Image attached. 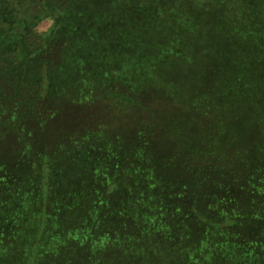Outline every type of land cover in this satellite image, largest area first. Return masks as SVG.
Segmentation results:
<instances>
[{
    "label": "rangeland",
    "instance_id": "374dc122",
    "mask_svg": "<svg viewBox=\"0 0 264 264\" xmlns=\"http://www.w3.org/2000/svg\"><path fill=\"white\" fill-rule=\"evenodd\" d=\"M71 1L7 25L0 264H264V0Z\"/></svg>",
    "mask_w": 264,
    "mask_h": 264
},
{
    "label": "trees",
    "instance_id": "16d2710c",
    "mask_svg": "<svg viewBox=\"0 0 264 264\" xmlns=\"http://www.w3.org/2000/svg\"><path fill=\"white\" fill-rule=\"evenodd\" d=\"M210 1H212V0H206V1H203L202 3L205 4V6H208ZM159 2H161V1H159ZM167 2L169 3V5H172V7L169 8V12L171 13L174 11L173 15H175V16L177 15L175 17L176 21H177V18L179 17L180 14L181 15L185 14V16H189V17L193 18L191 20H194V17L192 15H190L189 9H187L186 12L184 10V12L180 13V14L178 13V11L175 12L177 10L175 7L178 4V0H169ZM237 2H238V0H236V3ZM71 3H72L71 0H59V1L58 0H0V72L5 73L4 70H8V64L10 63V62H8V57H9L8 55H9V53H12V52L14 54V51H12V50L6 51L4 49L7 46V44L9 43V41H8V32L9 31L8 30H10V26H12L14 31L21 32V35L17 34V33L13 34L12 37L14 38V40L16 38V40H15L14 44L10 43V44H13L11 47L17 48L19 42L21 44H23V42L25 41L26 34H27L26 32H28L27 28L37 26L38 23L40 22V20L42 21V19H46L47 17H52L55 19V21H58L59 20L58 14H61L62 13L61 10L64 9L65 7H67L68 5H70ZM48 8H49V10H48ZM203 8H206V7H203ZM40 11H41V13H45V15L41 16L42 14H39ZM54 11L56 13H54ZM188 11H189V13H188ZM261 14H263V11L258 13V16L260 18V21H259L260 23H259L258 28L260 29V31H258L257 33H254L258 42H262L264 40V18L262 17ZM30 20H33V21L29 22ZM20 22H21V24H20ZM177 23H180V22L177 21ZM9 24H11V25L9 27H7V25H9ZM56 26H57V23H56ZM50 28H52V27H50ZM18 38H21L24 41L23 40L20 41ZM262 51L264 53V48L262 49ZM149 53L152 54V47H151V50L149 51ZM17 56L18 55H15L12 59H15ZM151 58L152 57L149 55V59H151ZM120 60L121 61H119V62L122 63L127 59L125 57H123ZM148 61L144 60L143 58H142V60H140V62H142L144 64ZM116 63H118V62H114L111 66L116 65ZM125 63H131L132 64L133 60H131L130 62L126 61ZM111 66H107L104 73L110 72L112 69ZM115 72L118 73L119 69H116ZM139 73H140V75H138ZM139 73H137V75L134 77L133 80L139 81L138 83L143 84L142 78L144 77V75H141V72H139ZM98 81L102 82V80H98ZM1 91L2 92L0 93V99L2 98V96H3V98H7V97H4L5 92L3 90H1ZM0 103H1V101H0ZM44 163H45V166L42 167L43 168L42 171L47 173L49 176L51 175V173L56 174L58 172V170L60 169L59 166H58V168H56V166L52 164V160L50 157L45 158ZM116 164H117L116 166H113V162L111 160H108V161L102 162V167L104 169H106L107 172L113 171L116 174L120 170H126V172H128L130 170L132 172L133 171L137 172L139 169H142L141 171L145 172L149 168V166L146 167L145 165H142L140 162H138V166H136L137 162H133V161L124 162V161L120 160ZM36 165H37V163L35 165H31L30 167H28V169L35 170L37 167ZM0 167H8V165L6 164L4 159L0 160ZM54 170H56V171H54ZM108 170H110V171H108ZM126 172H123V174ZM107 178H108V176H107ZM47 179H48L47 177L44 178L45 181ZM120 179L122 181H120ZM12 180H13V178H11L9 172L5 173L3 175H0V201L4 199V197L7 193H9V195H13L11 193L14 192L13 189L16 185L15 186L13 185L14 187H12V184L15 182V181H13L10 184V182ZM115 181H117V183L118 182L124 183L123 181H126V180H125V177H122V178H119L118 180H115ZM147 182L150 185H152L151 178ZM9 189H11V190H9ZM250 189L254 190L253 187H250ZM262 189H264V188L263 187L255 188V190H262ZM260 192H262V191H260ZM259 195H261V193L253 194L254 197L259 196Z\"/></svg>",
    "mask_w": 264,
    "mask_h": 264
}]
</instances>
